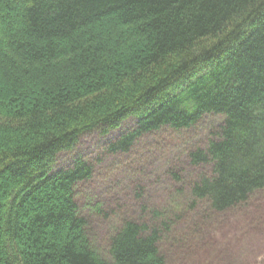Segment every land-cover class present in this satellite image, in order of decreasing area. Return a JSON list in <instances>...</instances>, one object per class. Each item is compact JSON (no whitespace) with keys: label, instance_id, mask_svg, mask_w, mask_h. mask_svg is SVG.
Listing matches in <instances>:
<instances>
[{"label":"trees","instance_id":"trees-1","mask_svg":"<svg viewBox=\"0 0 264 264\" xmlns=\"http://www.w3.org/2000/svg\"><path fill=\"white\" fill-rule=\"evenodd\" d=\"M209 114L215 133L187 152L208 170L188 190L156 205L137 194L133 214L92 201L113 219L98 252L77 201L94 166L54 169L58 153L134 118L104 145L127 154ZM262 189L264 0H0V264H187L194 209L210 219Z\"/></svg>","mask_w":264,"mask_h":264},{"label":"rangeland","instance_id":"rangeland-1","mask_svg":"<svg viewBox=\"0 0 264 264\" xmlns=\"http://www.w3.org/2000/svg\"><path fill=\"white\" fill-rule=\"evenodd\" d=\"M220 121L218 115H205L196 126L186 130L163 129L145 134L127 154H107L104 145L135 125V119L128 118L118 130L106 136L87 133L73 150L58 153L54 169L68 166L78 156L94 166L93 177L78 188L77 201L81 212L89 216L98 252H105L104 239L113 219L94 215L92 201L109 212L121 205L120 211L133 214L138 211L137 194L141 195L139 201L156 205L165 194L170 196L181 187L188 190L190 183L208 167L193 166L187 152L203 148ZM170 171L176 172L180 180H175ZM203 212L201 206L194 209L201 237L189 254H182L183 262L187 259V264H264V189L250 196L245 204L210 219ZM180 254L175 248L170 251L176 261Z\"/></svg>","mask_w":264,"mask_h":264}]
</instances>
